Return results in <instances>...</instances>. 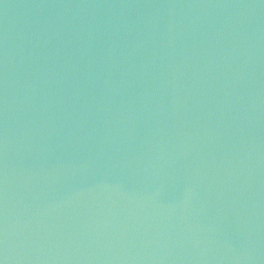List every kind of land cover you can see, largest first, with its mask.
I'll use <instances>...</instances> for the list:
<instances>
[{
  "label": "water",
  "instance_id": "95a60500",
  "mask_svg": "<svg viewBox=\"0 0 264 264\" xmlns=\"http://www.w3.org/2000/svg\"><path fill=\"white\" fill-rule=\"evenodd\" d=\"M0 264H264V0H0Z\"/></svg>",
  "mask_w": 264,
  "mask_h": 264
}]
</instances>
